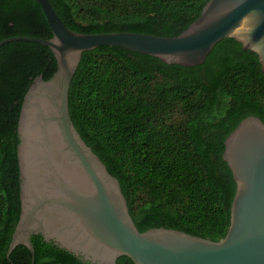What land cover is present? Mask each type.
<instances>
[{"label": "trees", "instance_id": "16d2710c", "mask_svg": "<svg viewBox=\"0 0 264 264\" xmlns=\"http://www.w3.org/2000/svg\"><path fill=\"white\" fill-rule=\"evenodd\" d=\"M208 0H49L73 32L178 36ZM51 39L34 0H0V43ZM57 69L51 50L13 41L0 47V264H30L7 250L20 215L17 125L23 97ZM74 127L120 184L140 233L172 229L217 242L227 233L235 183L224 142L250 116L264 123V75L255 53L220 41L201 66L167 65L101 46L83 52L68 95Z\"/></svg>", "mask_w": 264, "mask_h": 264}, {"label": "water", "instance_id": "95a60500", "mask_svg": "<svg viewBox=\"0 0 264 264\" xmlns=\"http://www.w3.org/2000/svg\"><path fill=\"white\" fill-rule=\"evenodd\" d=\"M42 9L52 38L16 37L48 47L57 69L37 75L17 125L20 215L7 255L18 245L30 264H264V123L250 116L224 142L235 183L229 227L217 242L155 228L140 233L116 178L73 125L68 95L83 52L121 48L185 68L201 66L220 41L255 53L264 75V0H208L178 36L86 35L68 29L49 0Z\"/></svg>", "mask_w": 264, "mask_h": 264}]
</instances>
